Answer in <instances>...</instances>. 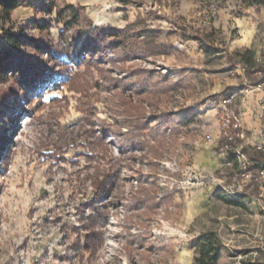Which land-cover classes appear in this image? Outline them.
<instances>
[{
  "label": "rangeland",
  "instance_id": "rangeland-1",
  "mask_svg": "<svg viewBox=\"0 0 264 264\" xmlns=\"http://www.w3.org/2000/svg\"><path fill=\"white\" fill-rule=\"evenodd\" d=\"M54 1L115 35L88 57L76 54L78 40L60 88L16 99L0 116V264H193L207 232L221 242L218 264H264V179L236 189L243 205L218 198L237 169L226 163L232 145L219 134L217 106L235 93L240 116L257 94L239 92L233 52L264 51V0ZM40 2L25 0L0 23V43L4 31L46 36L32 25L47 18ZM49 17L57 43L63 25ZM12 82H0V95ZM244 139L234 145L251 161ZM102 141L119 161L118 185L116 204L99 209L92 254L81 223Z\"/></svg>",
  "mask_w": 264,
  "mask_h": 264
},
{
  "label": "trees",
  "instance_id": "trees-1",
  "mask_svg": "<svg viewBox=\"0 0 264 264\" xmlns=\"http://www.w3.org/2000/svg\"><path fill=\"white\" fill-rule=\"evenodd\" d=\"M25 0H0V23L11 21V14L15 8ZM36 11L47 15L42 22L34 20L32 25L42 35L41 39L24 36L22 33L11 34L4 31L2 34L3 43H0V82L13 80L10 86L1 91L0 95V116H4L11 104L16 99L27 98L28 94H41L47 88L58 89L65 79L62 77L64 65L68 64L71 52L75 51V43L81 39L76 54L85 53L86 57L95 56L97 52L105 49L108 38L115 33L106 32L99 27H90V22L84 16L83 9L70 3H57L54 0H41L35 5ZM54 11L56 22L62 23L63 29L59 33V39L56 43L54 38L48 32L52 23L49 17ZM87 28H89L87 30ZM83 37V38H82ZM120 44L117 46L119 47ZM31 49L30 55L27 50ZM233 57L240 64L247 76L249 84L255 85L264 80V51L260 54L261 61L258 62L255 51L251 48L244 51L235 50ZM84 65L92 66L89 58L83 60ZM88 70V67L87 69ZM100 72L101 69H99ZM71 72V71H70ZM79 72L66 77L69 84L78 79ZM63 78V79H62ZM10 118L8 122H12ZM4 133L0 131V156L5 146ZM99 160L96 161L93 168V174L89 175L90 184L95 188L94 199L91 207V213L82 214L81 230L86 232L84 250L95 253L102 240V230L96 228L99 216L102 215L99 209L106 208L107 205H114L115 196L113 191L117 188V164L119 161L109 160L107 156V147L105 142L99 143ZM252 161L251 167L255 170L264 169V153L252 152L249 154ZM92 158V157H90ZM231 158V156H229ZM254 179L251 183H256ZM257 184V183H256ZM220 200L231 205H243L239 199L220 193ZM84 213V212H83ZM78 243L80 240L78 239ZM197 252L193 258V264H218L221 255V242L215 232H207L198 238L196 244Z\"/></svg>",
  "mask_w": 264,
  "mask_h": 264
},
{
  "label": "built area",
  "instance_id": "built-area-1",
  "mask_svg": "<svg viewBox=\"0 0 264 264\" xmlns=\"http://www.w3.org/2000/svg\"><path fill=\"white\" fill-rule=\"evenodd\" d=\"M257 61L260 62L259 56H256ZM238 70H241L242 84L239 88V92L245 93L243 96L251 93H260L264 90V80L259 81L255 85L249 84L245 70L242 66H236ZM235 93L220 98L218 106V121H219V134L221 137L226 139V147L232 145V151L229 152L226 163L237 169V174L231 178L228 186L222 187L225 194L235 198L237 197V188L246 184L251 183L254 179H264V169L255 170L251 167V161L247 155L241 151L242 145L236 144L238 139L244 138L243 126L241 118L234 109L232 103ZM258 117L262 121L261 128L258 134V138L253 141L250 145L256 152L264 153V97L258 99ZM234 145V146H233ZM231 156V158H229Z\"/></svg>",
  "mask_w": 264,
  "mask_h": 264
},
{
  "label": "crops",
  "instance_id": "crops-1",
  "mask_svg": "<svg viewBox=\"0 0 264 264\" xmlns=\"http://www.w3.org/2000/svg\"><path fill=\"white\" fill-rule=\"evenodd\" d=\"M247 48H251L250 45ZM255 54L257 55L258 52L255 51ZM254 96H256V98H253ZM262 97H264V91L256 95L248 96L247 100L242 104L243 112H241L240 118L245 136L243 143L245 144L252 143L258 138L262 121L258 117L257 101Z\"/></svg>",
  "mask_w": 264,
  "mask_h": 264
}]
</instances>
